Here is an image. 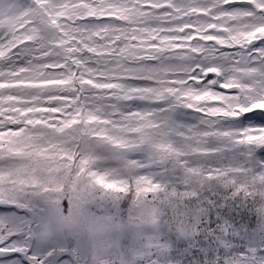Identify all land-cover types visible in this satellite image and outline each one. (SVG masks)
I'll list each match as a JSON object with an SVG mask.
<instances>
[{
  "label": "snow or ice",
  "instance_id": "snow-or-ice-1",
  "mask_svg": "<svg viewBox=\"0 0 264 264\" xmlns=\"http://www.w3.org/2000/svg\"><path fill=\"white\" fill-rule=\"evenodd\" d=\"M0 264H264V0H0Z\"/></svg>",
  "mask_w": 264,
  "mask_h": 264
}]
</instances>
